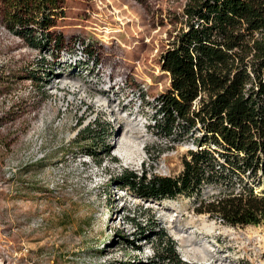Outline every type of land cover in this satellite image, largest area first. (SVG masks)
Returning <instances> with one entry per match:
<instances>
[{"label":"rangeland","instance_id":"rangeland-1","mask_svg":"<svg viewBox=\"0 0 264 264\" xmlns=\"http://www.w3.org/2000/svg\"><path fill=\"white\" fill-rule=\"evenodd\" d=\"M5 1L0 0V264H155L162 232L189 264H264V224L227 226L195 210L198 197L213 199L229 186L214 183L200 196L156 201L113 181L126 168L163 177L183 172L195 137L179 124L167 136L152 116L155 100L171 85L159 57L186 28L188 0H63L50 33L39 22L31 24L39 47L24 40L26 34L10 32ZM78 48L87 59L114 68L123 89L141 98L139 109L122 112L107 102L105 107L91 85L65 77L67 58L83 59ZM42 57L54 70L46 78L36 70ZM99 119L102 127L94 126ZM91 126L97 136L88 138L83 133ZM242 179L264 195L261 178ZM128 217L156 239L138 241L140 229ZM189 245L194 250L187 254Z\"/></svg>","mask_w":264,"mask_h":264},{"label":"trees","instance_id":"trees-1","mask_svg":"<svg viewBox=\"0 0 264 264\" xmlns=\"http://www.w3.org/2000/svg\"><path fill=\"white\" fill-rule=\"evenodd\" d=\"M61 2L6 0L10 32L26 34L24 40L39 47L40 40L32 38L30 26L39 22L50 33ZM183 15L186 28L159 57L171 85L155 100L152 118L167 136L179 124L184 133L195 137L193 143L207 147L188 151L178 177L149 176L146 170L126 168L113 181L145 200L156 201L200 196L204 187L223 184L230 190L213 199L198 197L196 212L227 226H260L264 224V195L256 194L242 177L261 178L264 193V0H188ZM62 43L61 36L55 40V55ZM37 67L44 78L54 71L44 57ZM94 126L102 127L100 119ZM92 127L83 133L88 138L97 136ZM197 130L201 137H196ZM215 153L223 157V163H218ZM102 160H97L98 165ZM128 218L140 229L138 241L156 239L146 234L142 223ZM158 238L163 251L154 248L159 261L155 264H189L166 233H159Z\"/></svg>","mask_w":264,"mask_h":264},{"label":"built area","instance_id":"built-area-1","mask_svg":"<svg viewBox=\"0 0 264 264\" xmlns=\"http://www.w3.org/2000/svg\"><path fill=\"white\" fill-rule=\"evenodd\" d=\"M77 54L83 57L82 60L77 61L75 55L67 58L66 70L62 72L67 78H75L77 83H81L84 87L91 85L100 98L103 106L106 107L105 103L109 108H117L118 111L133 113V109H139L142 102L141 98L136 93L129 94L127 90H124L123 77L118 75L114 68L106 65L105 63L99 62L96 58L92 61L87 59V54L81 48H78ZM86 64V66L84 65ZM70 68V69H69ZM119 70V69H117ZM114 88L110 90L109 87ZM139 94V93H138ZM138 96V97H137ZM137 102H139L137 104ZM111 115H115V111L110 110ZM207 146H197L195 143L192 144V151H202ZM189 150V151H190ZM215 157L218 163H223L224 159L220 154L215 153Z\"/></svg>","mask_w":264,"mask_h":264},{"label":"bare ground","instance_id":"bare-ground-1","mask_svg":"<svg viewBox=\"0 0 264 264\" xmlns=\"http://www.w3.org/2000/svg\"><path fill=\"white\" fill-rule=\"evenodd\" d=\"M109 89L110 90H113L114 88H112L111 86L109 87ZM144 141V140H143ZM141 143V142H140ZM143 145H144V142H142L140 145H139V147H138V144H137V147L139 148V151L141 152V154H144L145 152H144V148H143ZM140 160H142V159H140ZM179 236H181V234L179 235ZM184 236V235H183ZM181 239V238H180ZM191 244V243H190ZM191 250H194V248H191V245H189V248L187 249V254H190V251Z\"/></svg>","mask_w":264,"mask_h":264}]
</instances>
